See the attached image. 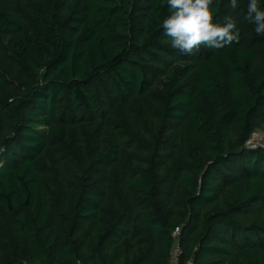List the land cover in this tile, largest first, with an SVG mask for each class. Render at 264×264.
I'll use <instances>...</instances> for the list:
<instances>
[{
  "label": "trees",
  "instance_id": "trees-1",
  "mask_svg": "<svg viewBox=\"0 0 264 264\" xmlns=\"http://www.w3.org/2000/svg\"><path fill=\"white\" fill-rule=\"evenodd\" d=\"M185 55L166 0H0V264H264V35ZM264 7V5H261Z\"/></svg>",
  "mask_w": 264,
  "mask_h": 264
},
{
  "label": "clouds",
  "instance_id": "clouds-1",
  "mask_svg": "<svg viewBox=\"0 0 264 264\" xmlns=\"http://www.w3.org/2000/svg\"><path fill=\"white\" fill-rule=\"evenodd\" d=\"M169 14L163 19L162 35L171 39V47L190 55L207 49H220L240 38L236 22L226 17L224 23L214 21V0H166ZM235 9L238 0H229ZM264 0H248L247 13L243 19L254 26L258 35H264Z\"/></svg>",
  "mask_w": 264,
  "mask_h": 264
},
{
  "label": "built area",
  "instance_id": "built-area-1",
  "mask_svg": "<svg viewBox=\"0 0 264 264\" xmlns=\"http://www.w3.org/2000/svg\"><path fill=\"white\" fill-rule=\"evenodd\" d=\"M255 133L249 139L248 144L252 147L264 145L262 139L259 141H257V140L255 141ZM179 234H180V228L178 227V228H176V230L173 233L174 245H173V248H172L171 253H170L169 264H191V262H182L183 251H182V249L180 247V243H179V238H178Z\"/></svg>",
  "mask_w": 264,
  "mask_h": 264
},
{
  "label": "rangeland",
  "instance_id": "rangeland-1",
  "mask_svg": "<svg viewBox=\"0 0 264 264\" xmlns=\"http://www.w3.org/2000/svg\"><path fill=\"white\" fill-rule=\"evenodd\" d=\"M263 140L264 143V127L256 131L255 133V141Z\"/></svg>",
  "mask_w": 264,
  "mask_h": 264
}]
</instances>
